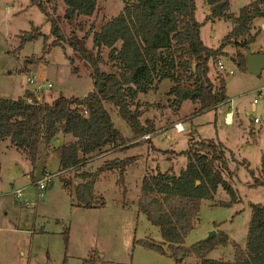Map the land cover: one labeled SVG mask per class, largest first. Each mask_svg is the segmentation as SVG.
Listing matches in <instances>:
<instances>
[{"label": "rangeland", "instance_id": "1", "mask_svg": "<svg viewBox=\"0 0 264 264\" xmlns=\"http://www.w3.org/2000/svg\"><path fill=\"white\" fill-rule=\"evenodd\" d=\"M96 2L97 10L91 18H79L84 22L83 30L76 31L79 37L85 34L92 23L95 31H98L105 22L121 12L124 2L135 3L136 0ZM254 2L256 0H230L228 19L207 21L206 16L210 14L208 4L205 0H195V18L202 24L199 36L204 45L211 49L218 48L221 40L232 29L233 19L238 17L240 10ZM54 4L46 3L47 9L50 14L61 18L64 4L61 1ZM31 28H38L40 36L18 49V36ZM49 29L44 14L37 6H31L29 0H0V99L16 100L28 91L37 102L50 104L59 95L84 98L92 91L90 67L76 58L66 43L43 51V37H46L47 45L53 42L49 37ZM63 29L68 34L70 26L64 22ZM249 33L257 37L252 48L249 46L248 49L252 51L258 47L257 52H263L264 13L253 21ZM86 46L88 49L92 47L91 36ZM223 51L226 55L221 56L218 62L223 63L225 72L231 71L233 74L218 71L217 62L211 67L210 78L214 80L219 73L226 75V103L220 104L215 110L210 109L194 116L196 104L185 100L175 114L169 106L171 100L166 101V92L173 83L166 79L159 85L155 98L141 97L139 100L140 110L144 112L140 119L142 123H155L159 118V123L165 122V130L160 134H151L149 142L130 148L128 146L132 143L117 148L108 147L102 155L95 154L77 168L64 172L59 168L53 149L71 141L70 137L59 135L49 146L40 144L34 165L23 152L6 147L10 143L9 139L2 141L0 264H197L198 260L194 257L178 261L139 243L148 241L162 245L164 241L161 240L158 227L147 222L139 212L138 199L145 175L155 173L157 169L164 172L169 168L176 174L180 173L186 167L187 159L182 153L187 151L189 141L205 139L218 140L226 146L230 170L238 167L231 179L226 175L223 177L232 186L237 202L230 203L229 195L221 186L212 199L200 201L198 218L184 238L183 246L189 248L206 240L208 232L214 230L213 237L221 233L244 249L251 220L250 203L264 205V188L250 187L252 179L241 164L242 160H246L255 177H259L260 159L264 155V104L259 101L254 105L252 101L257 100L258 89L264 88V69L258 76L246 71L239 72L231 57L236 51L244 54V49L226 46ZM107 52L103 51V57L106 58ZM38 72H42L44 78H38L40 82L36 86H29L25 76L37 75ZM41 81L50 83L52 87L44 89ZM231 99L232 103L229 102ZM144 104H148V107ZM107 110L110 111V108L107 107ZM228 111L234 115L233 123L230 124L225 122V113ZM110 113L115 128L123 137L130 138L131 131L122 118L117 112ZM158 115L161 117L157 118ZM254 118L258 119V123H253ZM177 123L184 129L182 133L174 129ZM157 127L162 129L161 126ZM131 156L137 159L127 166L122 186L117 183V171L102 173L95 181V200L102 202L101 206L91 209L76 207L74 191L82 182L79 173H94L105 161ZM45 171L54 177L43 196L37 199L34 183ZM63 181L69 182L68 186H64ZM22 189V196L16 198L14 191ZM225 202L229 205H219ZM165 245L162 247L166 249ZM207 258L232 262L233 248L230 244L219 245ZM91 259L93 263H90Z\"/></svg>", "mask_w": 264, "mask_h": 264}, {"label": "trees", "instance_id": "2", "mask_svg": "<svg viewBox=\"0 0 264 264\" xmlns=\"http://www.w3.org/2000/svg\"><path fill=\"white\" fill-rule=\"evenodd\" d=\"M56 1L64 4L61 18L50 14L47 9L46 3L56 4ZM205 1L210 11L207 21L229 18L230 0ZM29 4L38 7L50 27L49 37L53 42L47 45L46 37H43V51L66 43L73 55L90 67L92 91L84 98L59 95L50 104L37 102L28 91L16 100L1 98L0 144L9 139L10 144L34 165L40 144L49 146L59 135L70 137L71 141L53 149L62 170L77 168L91 156L104 153L108 147L117 148L136 141L128 146L130 148L149 142L151 137L137 141L156 131L151 122L140 121L144 112L140 110L138 97L163 80L173 83L167 93L171 97L169 106L175 114L185 100L197 104L194 114L222 104L227 99L226 75L217 74L212 80L209 64H216L221 56L226 55L223 49L228 45L248 49L257 37L249 33L252 22L264 13V0L243 7L218 48L211 49L199 36L202 24L195 18V0L124 2L116 17L105 22L98 31L92 23L81 37L76 34L77 30L84 28V22L79 18H91L97 10L96 0H29ZM64 22L70 26L68 34L63 29ZM38 36V28L22 32L18 36V49ZM89 36L92 39L90 49L86 46ZM104 50L108 51L106 58L103 57ZM231 60L239 72L246 71V54L236 51ZM144 106L148 107V104ZM111 111L117 112L125 122L131 131L130 138L123 137L115 128ZM187 147L182 153L187 159L186 167L180 173L176 174L172 168L165 172L157 169L141 181L139 212L147 222L158 227L167 248L155 242L139 243L178 261L194 257L197 264H264V205L250 203L251 220L244 249L221 233L189 248L183 246L184 238L198 218L200 201L212 199L221 186L229 195L230 203L237 202L232 186L223 178L226 175L231 179L238 170V167L230 170L227 148L212 139L191 140ZM136 159L135 156L113 158L105 161L94 173H79L82 182L74 191L76 207L91 209L101 206L102 202L95 200L94 186L99 175L117 171V183L122 186L127 166ZM241 164L252 179L250 187L264 188V155L260 159L258 178L246 160ZM68 183L63 181L64 186ZM219 205L225 207L229 203ZM227 244L233 248L232 262L207 258L217 246ZM93 262L91 259L90 263Z\"/></svg>", "mask_w": 264, "mask_h": 264}, {"label": "built area", "instance_id": "3", "mask_svg": "<svg viewBox=\"0 0 264 264\" xmlns=\"http://www.w3.org/2000/svg\"><path fill=\"white\" fill-rule=\"evenodd\" d=\"M217 69H218V71H220V72L222 71V72H224V73H226L228 75L233 74V72H231V71L225 72L222 62L221 63L220 62L217 63ZM25 78H26V83L29 86H36L38 84V82H40V81H38V78L39 79L44 78V75H43L42 72H38L37 75L34 73V74L26 75ZM41 82H42L41 86L44 89L45 88L50 89L52 87V85L50 83H46V82H43V81H41ZM154 89L150 88L145 94H141V95H148L147 98L148 97L154 98L155 97L154 93L148 94V92H152L151 90H154ZM258 90L259 91L257 92V100L255 99V100L252 101V103L254 105H257L259 103V101H262V103L264 104V88H259ZM28 102H31V100L28 99ZM229 102L231 103L232 101H229ZM225 122H228V115L227 114L225 115ZM253 122L255 124L258 123V119L254 118ZM174 129H176V131L178 133H182L183 130H184V129H182V126H181L180 123L175 124L174 125ZM150 136L151 135L145 136V137L142 138V140H147V139H149ZM100 155H102V154H99V156ZM68 170H70V168L65 169L63 171L66 172ZM53 177L54 176L52 174H50L49 172H44L42 177L34 183V186H35L34 188H36V191H37V194H36L37 199H40L43 196L44 191L47 189L46 187L48 186V184H50L52 182ZM23 190L24 189L14 191V194H15L16 198H20L22 196Z\"/></svg>", "mask_w": 264, "mask_h": 264}, {"label": "crops", "instance_id": "4", "mask_svg": "<svg viewBox=\"0 0 264 264\" xmlns=\"http://www.w3.org/2000/svg\"><path fill=\"white\" fill-rule=\"evenodd\" d=\"M252 24H253V22H252ZM252 26V25H251ZM256 41V40H255ZM255 43V42H254ZM254 43H252L251 45H250V49L252 48V46H253V44ZM228 46H231V47H234L236 50H238V48H236L235 46H233V45H228ZM256 50H252V51H250V52H253V53H257V51H258V47L257 48H255ZM223 64V63H222ZM209 66H210V70H211V67H213L211 64H209ZM216 69H217V65H216ZM214 70V69H213ZM218 70V69H217ZM210 73V72H209ZM219 73V72H218ZM262 73V72H261ZM219 74H221V73H219ZM209 76H211V74H209ZM217 76V75H216ZM164 81H166V80H163L161 83H163ZM161 83H159L157 86H156V88L154 89V90H151L152 92H148V94H150V93H154L155 95H156V91H158V88H159V85L161 84ZM171 83V82H170ZM172 86V84L170 85V87ZM169 87V88H170ZM169 88H168V90H169ZM168 90H167V92H168ZM166 92V93H167ZM168 94V93H167ZM166 94V95H167ZM21 96V95H20ZM147 96L148 95H139V97H138V100H140L141 99V97H144V99H147ZM155 98V97H154ZM227 98H228V96H227ZM170 101L171 100V97H169V96H167V99H166V101ZM227 100V99H226ZM225 100V101H226ZM224 101V102H225ZM229 101H232V99L231 100H229ZM224 102H222V103H224ZM169 103V102H168ZM226 103V102H225ZM232 103V102H231ZM195 104V103H194ZM181 106V105H180ZM196 106H197V104H196ZM219 106V105H218ZM218 106H216L215 108H213L214 110L218 107ZM179 112V111H178ZM195 112V111H194ZM205 112V111H204ZM203 112V113H204ZM203 113H200V114H194V116H197V115H201V114H203ZM228 115V122H226V123H228V124H230V123H233V118H234V115H233V113L231 112V111H228V112H226L225 113V115ZM159 117H161V115H158L157 116V118H159ZM161 120V118H159L158 119V121L157 122H152V124L154 125V124H156L155 126H154V129L156 130L155 132H154V134H160L161 132H163L164 130H165V128H163V124L165 123V122H163V124H162V122H160L159 123V121ZM167 122H168V120H167ZM254 123V122H253ZM255 124V123H254ZM157 126H161L162 127V129L161 130H159L158 129V127ZM164 129V130H163ZM151 139V138H150ZM142 139H139V140H137V141H141ZM150 141V140H149ZM218 141V140H217ZM10 142V141H9ZM134 142H136V141H133V142H131V143H134ZM130 143V144H131ZM221 143V142H220ZM222 144V143H221ZM1 145V144H0ZM6 147H9V148H14L10 143H9V145H7ZM226 147V146H225ZM227 148V147H226ZM14 150H16L15 148H14ZM17 151V150H16ZM18 152V151H17ZM21 153V152H20ZM45 172H47V171H45ZM165 172V171H164Z\"/></svg>", "mask_w": 264, "mask_h": 264}, {"label": "water", "instance_id": "5", "mask_svg": "<svg viewBox=\"0 0 264 264\" xmlns=\"http://www.w3.org/2000/svg\"><path fill=\"white\" fill-rule=\"evenodd\" d=\"M246 54V72L258 76L261 74V70L264 69V51L251 53L249 49L244 50ZM198 184V182H196ZM215 235V231H209L206 237V240L211 239ZM165 242H162V245H165Z\"/></svg>", "mask_w": 264, "mask_h": 264}]
</instances>
